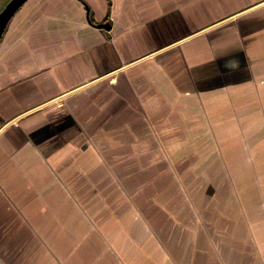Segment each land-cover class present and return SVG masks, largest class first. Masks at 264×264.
<instances>
[{
  "label": "crops",
  "instance_id": "1",
  "mask_svg": "<svg viewBox=\"0 0 264 264\" xmlns=\"http://www.w3.org/2000/svg\"><path fill=\"white\" fill-rule=\"evenodd\" d=\"M0 264H264V0H26Z\"/></svg>",
  "mask_w": 264,
  "mask_h": 264
},
{
  "label": "water",
  "instance_id": "2",
  "mask_svg": "<svg viewBox=\"0 0 264 264\" xmlns=\"http://www.w3.org/2000/svg\"><path fill=\"white\" fill-rule=\"evenodd\" d=\"M25 1L26 0H8L0 10V38L10 18ZM97 26L109 28L110 23H99Z\"/></svg>",
  "mask_w": 264,
  "mask_h": 264
},
{
  "label": "rangeland",
  "instance_id": "3",
  "mask_svg": "<svg viewBox=\"0 0 264 264\" xmlns=\"http://www.w3.org/2000/svg\"><path fill=\"white\" fill-rule=\"evenodd\" d=\"M8 0H0V10L4 7L5 3L7 2ZM232 156H233V153H232ZM227 157H228V153H227Z\"/></svg>",
  "mask_w": 264,
  "mask_h": 264
}]
</instances>
